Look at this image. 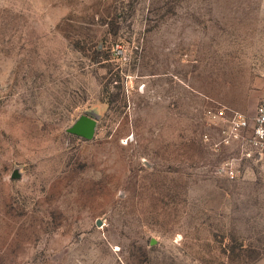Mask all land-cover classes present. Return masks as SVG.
Masks as SVG:
<instances>
[{
	"label": "rangeland",
	"instance_id": "374dc122",
	"mask_svg": "<svg viewBox=\"0 0 264 264\" xmlns=\"http://www.w3.org/2000/svg\"><path fill=\"white\" fill-rule=\"evenodd\" d=\"M263 97L264 0H0V264H264Z\"/></svg>",
	"mask_w": 264,
	"mask_h": 264
},
{
	"label": "built area",
	"instance_id": "2783aa9c",
	"mask_svg": "<svg viewBox=\"0 0 264 264\" xmlns=\"http://www.w3.org/2000/svg\"><path fill=\"white\" fill-rule=\"evenodd\" d=\"M214 127L218 138L210 145L214 151L237 145L247 158L252 154L264 156V97L253 116L236 112L230 118L221 117L215 121ZM209 140L212 139L207 135L206 141ZM217 172L230 180H236L239 176L236 159L225 161Z\"/></svg>",
	"mask_w": 264,
	"mask_h": 264
},
{
	"label": "water",
	"instance_id": "95a60500",
	"mask_svg": "<svg viewBox=\"0 0 264 264\" xmlns=\"http://www.w3.org/2000/svg\"><path fill=\"white\" fill-rule=\"evenodd\" d=\"M78 130H82V129H80V127H77L74 131H78ZM79 132H80V131H79ZM82 132L85 133L86 135L89 134V133H88L87 131H85V130H84V131L82 130Z\"/></svg>",
	"mask_w": 264,
	"mask_h": 264
}]
</instances>
